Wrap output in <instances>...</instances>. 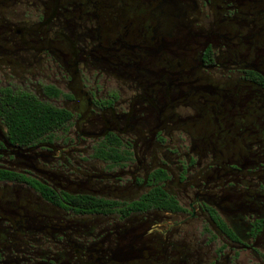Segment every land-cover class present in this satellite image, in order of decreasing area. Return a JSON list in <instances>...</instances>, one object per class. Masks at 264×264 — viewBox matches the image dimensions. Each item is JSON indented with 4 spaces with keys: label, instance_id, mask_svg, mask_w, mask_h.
<instances>
[{
    "label": "flooded vegetation",
    "instance_id": "flooded-vegetation-1",
    "mask_svg": "<svg viewBox=\"0 0 264 264\" xmlns=\"http://www.w3.org/2000/svg\"><path fill=\"white\" fill-rule=\"evenodd\" d=\"M0 264H264V0H0Z\"/></svg>",
    "mask_w": 264,
    "mask_h": 264
}]
</instances>
